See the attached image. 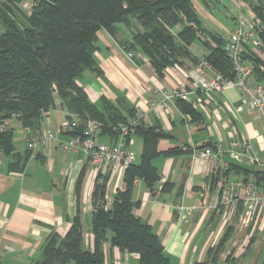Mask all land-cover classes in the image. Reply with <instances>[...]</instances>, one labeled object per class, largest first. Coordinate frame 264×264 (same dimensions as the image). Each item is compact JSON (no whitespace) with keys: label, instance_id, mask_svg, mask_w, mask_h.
Masks as SVG:
<instances>
[{"label":"crops","instance_id":"obj_1","mask_svg":"<svg viewBox=\"0 0 264 264\" xmlns=\"http://www.w3.org/2000/svg\"><path fill=\"white\" fill-rule=\"evenodd\" d=\"M97 38L94 58L99 72L85 71L76 84L85 91L91 103L97 104L105 98L117 105L123 116L138 115L141 125L155 127L157 135L160 133L156 144L158 155L151 161L160 180L153 192L136 180L132 201L136 203L134 215L158 237L168 264L205 261L207 250L216 246L226 234L228 238L217 264H264V209L245 220L244 207L237 202L223 216V211L216 208L218 192L211 165L193 160L190 151L178 150L183 145L201 148L221 143L226 151L220 164L223 173L216 176L241 180L243 174L226 172L230 163L239 164L228 149L230 141L239 139L252 144L261 156L262 166L248 168L264 172L263 116L249 110L241 93L230 88L209 96L206 106L186 102L193 109L192 115L184 113L173 102L167 110H158L156 117L147 104L153 98L152 90L172 88L178 83L189 86L196 65L185 60L181 66L167 67L159 77L140 53L133 56L132 52L123 50L122 44L131 39L129 29L118 27L116 37L100 30ZM245 50L244 56L258 60L260 70L264 71V54L253 45ZM205 54L193 56L200 59ZM248 59L246 61L254 67V62ZM201 76L210 80L213 73L206 71ZM252 81L264 83L254 76ZM76 118L55 98L54 106L45 115L38 131L23 128L14 118L8 120L13 151L6 155L0 149V264H38L45 240L54 233L63 237L77 210L84 248L91 249L93 236L89 223L95 185L103 184L108 208L116 192L124 189V169L112 173L110 169L95 172L82 151L64 153L52 142L47 146L46 155L27 152V137H36L47 129L57 128L65 120ZM115 140L116 136L102 132L98 137L101 143ZM130 140L129 150L138 144L142 149L141 140L134 132ZM174 148L178 151L164 155ZM164 183L168 186L162 192ZM179 205L199 207L188 224H182L174 210ZM255 229L257 236H253ZM107 236L109 239L111 234ZM102 251L105 264H138L137 254L121 252L110 247L109 242L103 244Z\"/></svg>","mask_w":264,"mask_h":264},{"label":"trees","instance_id":"obj_2","mask_svg":"<svg viewBox=\"0 0 264 264\" xmlns=\"http://www.w3.org/2000/svg\"><path fill=\"white\" fill-rule=\"evenodd\" d=\"M18 1H0V126L14 118L23 128L38 131L57 98L62 107L76 115L80 127L85 120L92 119L102 125V133L117 136L115 128L135 114L123 116L118 106L105 98L97 104L91 103L76 82L87 70L99 72L94 58L97 33L104 30L116 37L118 25L131 31L130 41L122 44L123 50L132 52L133 56L140 53L159 77L167 67L181 66L185 60L197 65L199 58L189 49L196 41L207 50L202 57L216 72L229 79L234 77L224 51L227 39L224 41L205 31L193 0H34L28 15L19 14ZM239 1L262 23L258 39L264 45V0ZM134 23L139 27L133 28ZM244 58L254 62L252 77L264 80L259 61L249 55ZM175 102L184 113H194L186 102ZM133 132L140 138L142 149L139 161L125 169L124 189L116 192L107 211L103 209V184H96L92 192L89 223L92 248H84L77 210L63 237L54 233L45 240L38 264H105L102 251L105 242L121 252L137 254L138 264H168L158 237L134 215L136 203L132 201L136 180L152 192L160 180L151 163L158 155L157 129L137 122ZM130 137L128 134V140ZM11 139V129L0 133V149L6 155L13 151ZM178 150L170 149L164 155ZM228 171L243 174V181H264V172L247 166L230 163ZM218 176L215 175L214 182ZM167 186L164 183L161 191ZM77 188L79 193V185ZM227 238L224 235L216 246L207 250V259L195 264H217Z\"/></svg>","mask_w":264,"mask_h":264},{"label":"built area","instance_id":"obj_3","mask_svg":"<svg viewBox=\"0 0 264 264\" xmlns=\"http://www.w3.org/2000/svg\"><path fill=\"white\" fill-rule=\"evenodd\" d=\"M248 15L240 16L235 27L231 30L224 46L225 56L231 64L234 74L232 79L224 77L216 72L210 64L201 57L196 65L194 74L190 75L189 86L178 83L172 88L155 87L152 90V99L147 102L148 106L156 117L158 110H167L168 106L177 101L202 104H209L208 97L214 93H221L225 89L235 88L244 97L249 110L260 113L264 120V84L252 81V66L244 58L245 49L248 46H255L261 54H264V45L258 39V34L263 29V25L258 18L250 11ZM131 57V54L128 55ZM210 71L213 77L206 80L201 75ZM205 97L203 99L202 97ZM138 122V115L128 119L125 123L118 125L116 140L110 143H101L98 137L101 134V124L92 120H85L82 127L77 120H65L57 128L47 129L36 137H27L25 148L29 152H40L46 155L47 146L57 143V148L64 153L82 151L95 172L110 169L111 173L121 169H126L135 162L136 155L129 150L131 140L128 134L133 132V128ZM10 130L8 121L0 126V133ZM182 152H192L193 160L211 165V173L217 175L220 172V164L225 154V149L221 143H216L210 147L180 146ZM232 158L239 164L247 167L262 166L261 156L258 150L250 143L234 139L228 144ZM218 192V203L216 208H220L224 216L231 205L241 202L244 210L245 220L261 209H264V181L257 183L254 180H228L218 178L215 181ZM157 194L160 190L156 191ZM104 207L107 211V196L104 190ZM198 206L179 205L174 207L176 214L182 224H188L190 217L198 210ZM1 256V250H0Z\"/></svg>","mask_w":264,"mask_h":264},{"label":"rangeland","instance_id":"obj_4","mask_svg":"<svg viewBox=\"0 0 264 264\" xmlns=\"http://www.w3.org/2000/svg\"><path fill=\"white\" fill-rule=\"evenodd\" d=\"M0 1L2 2L3 0ZM257 1L258 0H252L253 3H256ZM33 5L34 0H19L16 7L19 14L28 15ZM192 5L205 31L214 33L224 41L228 39L229 34L235 27L239 17L249 14L248 7L242 4L239 0H193ZM136 25L137 24L134 23L133 28ZM120 26L124 27L123 25H118L117 28ZM189 49H191V52L194 55L207 52V50L198 41L194 42ZM132 151L136 155L135 162H138L141 151L139 144L135 145L134 148H132ZM254 235H258L256 229L253 232V236Z\"/></svg>","mask_w":264,"mask_h":264},{"label":"water","instance_id":"obj_5","mask_svg":"<svg viewBox=\"0 0 264 264\" xmlns=\"http://www.w3.org/2000/svg\"><path fill=\"white\" fill-rule=\"evenodd\" d=\"M160 133H158V135H159Z\"/></svg>","mask_w":264,"mask_h":264}]
</instances>
